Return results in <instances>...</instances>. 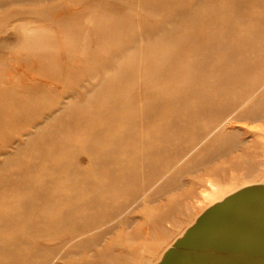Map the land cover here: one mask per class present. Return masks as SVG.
I'll return each instance as SVG.
<instances>
[{
  "label": "rangeland",
  "instance_id": "1",
  "mask_svg": "<svg viewBox=\"0 0 264 264\" xmlns=\"http://www.w3.org/2000/svg\"><path fill=\"white\" fill-rule=\"evenodd\" d=\"M0 2V18L15 9L28 10L17 16H6L4 23L0 24V43L5 46L0 47V171L8 168V163L12 167V162L16 161L14 167L5 173L13 175L16 171L17 178L33 179L28 175L27 164L35 158L18 156L27 151L28 134L48 131L52 125L54 128L56 122L75 116V107L80 98L86 99L87 94H92L89 92L92 87L99 83L98 90L105 86L107 88L105 94L112 110L110 115H103L102 119L99 115L93 117L92 120L97 124L93 128L94 135L88 136L90 139L103 132L112 136L120 135L122 123H111V116L113 114L112 118L116 117L119 121L124 119L125 112L119 109L122 104L141 117L146 107L168 101H183L185 96H189L186 94L187 89L196 77L207 81L236 74L239 77L237 82L228 85L227 92L220 93L214 88L215 91L211 92L214 96L210 100L217 98L221 107L231 108L236 114L248 115L253 111L249 117L243 116L238 121L228 119L220 126L224 143L231 144L233 149L216 158L212 164L218 167L216 173L207 174L191 168L194 162L206 154L204 145L215 134L208 139L196 138L187 148L188 155L175 161L147 190L134 191H139L138 198L133 192L136 200H132L133 196L127 197L125 202L123 200L124 207L128 204L127 200L131 204L123 207L121 213L113 212L111 215L115 213V217L107 216L106 219L97 217V227L91 230L71 235L69 230L64 231L59 227L49 230L38 225L43 219L41 217H45L40 214L26 212L16 216L13 219V231H5L0 235V245L9 244L12 239L15 242L19 239L20 244L18 248L1 253L0 264H156L164 251L206 206L241 187L263 181L264 52L261 57L252 58L250 54L247 55L250 49L247 44L242 47L247 51L245 56L226 55L231 61L226 57L224 59L220 52L224 41H220L222 29L219 30V22L226 13L225 0ZM40 8L43 9L40 11L42 15L33 12V9ZM252 9H249L248 14L256 10L254 7ZM162 19L169 20L163 23ZM126 23H130V33L124 29ZM157 27H161V31ZM172 27L177 34H169ZM90 30L94 32V38L87 45L79 43ZM104 34L111 37V46L114 48H108ZM44 36L47 38L44 39ZM49 41L55 45L54 49L49 46ZM66 41H71L69 45L73 51L69 59H66L67 53L63 52ZM136 42L137 45H134ZM122 45L132 48L130 53L136 57L123 59L118 52L112 51L119 50ZM212 46H218V49L209 60ZM93 52L95 56L90 55ZM57 54L58 57L55 56ZM55 59L66 64V72L71 77L59 81L48 78L46 64L57 65ZM100 62L103 64L101 69L96 66ZM245 64H250L252 71L236 70L237 65ZM199 69L203 72L199 73ZM108 71L106 77L104 73ZM47 107L54 108L51 111L53 114L43 121L38 120L40 123L37 127L33 126L35 124L25 127L11 124L14 119L22 123L33 113L44 111ZM173 112L175 117L190 119V115L181 116L175 108ZM80 126L72 131L81 130L83 127ZM58 136L64 138L60 133ZM158 137L164 139L162 134H158ZM178 137L193 140L196 133L187 131ZM86 141L83 138H68L62 142V146L81 150ZM77 159L82 168H88L91 164L84 153L78 155ZM1 177L6 178L5 175ZM37 187L43 188L41 185ZM165 187L167 190L173 189L163 191L161 188ZM59 190L65 191L64 188ZM153 190H156V195ZM27 194L25 191L7 193L2 197L3 212L15 214L18 210L17 199L25 198ZM158 195L161 197L158 198ZM148 198H153L151 201L154 202ZM45 206L39 203L36 207L41 210ZM159 210L170 211L169 218L160 219L157 214ZM108 211H113V208ZM93 220L94 217L88 216L83 224H92ZM27 223L29 227L32 225L31 233L22 227ZM81 242L92 244L80 247Z\"/></svg>",
  "mask_w": 264,
  "mask_h": 264
},
{
  "label": "bare ground",
  "instance_id": "2",
  "mask_svg": "<svg viewBox=\"0 0 264 264\" xmlns=\"http://www.w3.org/2000/svg\"><path fill=\"white\" fill-rule=\"evenodd\" d=\"M252 7L256 10L248 14L249 9L253 10ZM224 8L226 13L223 14L219 22V30L220 28L222 29L220 41H224L223 45L220 46V52L224 59L226 57L231 61L227 56H245L247 51L242 47L247 44L250 48L247 55L250 54V57L255 56V58L261 57V54L264 52V0H225ZM41 10L43 9H33V12L39 15ZM26 11L28 10L15 9L12 13H4L0 18V24L4 23L6 16H17ZM167 20L169 19H162L161 22L166 23ZM124 29L130 33V23H126ZM162 29H164V25H162ZM157 30L161 31V27H157ZM123 34L121 36L125 40ZM169 34H177L174 27L170 29ZM178 34L180 33L178 32ZM103 36L104 41L108 44V48H114L111 46V37H108L107 34ZM46 38L44 36V39ZM92 38H94V32L90 30L84 36L83 41H79V43L87 45ZM69 43L71 44V41H66L63 47V52L67 53L66 59L71 58L70 55L73 52ZM134 45H137V42ZM1 46H4V44L0 43ZM49 46L53 49L55 48V45H52L51 41H49ZM131 49L126 45H122L119 50L114 49L112 51L118 52L123 59H133L136 56H133L134 53H130ZM216 49H218V46L210 48V53L208 54L209 60L212 59L210 56L214 54ZM92 54L95 56L94 52L90 55ZM55 56L58 57L59 55ZM208 58L205 57L206 60ZM97 60L100 59L98 58ZM55 61H57V65L55 63L53 65L46 64L48 78L59 81L58 79L64 80L71 77L66 72V68L68 69V67L64 66L66 64L58 62L57 59ZM96 66L101 69L103 64L100 62ZM199 70V73L203 72L201 69ZM236 70L252 71V68L250 64H245L243 66L237 65ZM107 74H109V71L104 73L106 77ZM249 77L251 78V75ZM238 78L236 74L229 77L211 78L207 81L196 77L191 87L187 89L186 94H189V96H185L184 102L173 103L168 101L160 105L146 107L141 117H137L133 111L127 110L124 108V104H122L119 109L122 108L124 110V119L119 121L116 117L112 118L113 114L111 116V123H122L120 135L112 136L107 132H103L98 133L94 139H90L88 136L94 135L93 128L97 124V122L92 120L93 117L99 115V118L102 119L103 115H110V109L112 110L105 94V91H107L106 86L98 90L100 83L97 86L94 85L89 91L92 93L91 95L87 94L88 97L86 99L80 98V102L75 107L77 112L75 116H70L56 122L54 128H52V125L48 131L28 134L27 143L29 142V145L26 148L27 151L23 154L20 153L18 156L24 157L28 155L35 158L32 163L27 164L28 175L33 177V179L27 177L17 178L16 171L13 172V175L5 173V171L14 167L16 161L12 162V167L8 163V168L0 171V176H6L5 179L0 178V235L5 231L12 232L14 227L13 219L26 212L45 216L41 217L43 219L37 223L45 229L50 230V228L53 229L52 227H59L64 229V231L69 230L72 232L71 235L91 230L97 227L95 225L98 221L95 220L97 217L106 219L107 216L109 218L111 216L115 217L116 212L121 213L124 207L123 203L127 197L133 196L134 191H140V189L147 190L150 185L156 182V178H159L171 168L175 161L179 160L182 156L188 155L187 148L191 147L196 138L203 139L204 137V139H208L211 135L215 134L211 140L209 139L210 142L204 145V148H207L206 154L203 155V158L194 162L191 168H195V171H205L207 174L216 173L218 167L212 166L216 158L224 156L229 150L232 151L231 149H233L231 144L224 143L219 131L220 126H223V121H227L228 119L238 121L243 116L249 117L253 111L249 112L248 115L236 114L231 108L221 107L217 98L210 100L214 96L211 92L215 91L213 90L214 88L220 93L227 92L228 85L236 83ZM240 80L242 81L243 79ZM190 96H195V98H191ZM173 108L179 111L181 116L183 114L190 115V119L185 120L180 116L175 117ZM53 110L54 108L47 107L44 108V111L33 113L22 123L14 119L11 124L23 127L35 124L33 126L37 127L40 123L38 120H45L53 114L51 112ZM79 126L83 128L75 132L72 131V129H76ZM187 131H194L196 137L193 140L179 139L178 135ZM59 133L64 135L63 139L59 138ZM158 134L164 135V139L160 140ZM68 138H83L87 141L81 150L68 149L62 146V142ZM83 153L89 157L91 164L88 168H82L78 163L77 156ZM61 160H64V162H61ZM224 163L229 162L224 161ZM191 168L189 167L188 169L191 170ZM34 174L37 176L34 177ZM177 179H171V181H176ZM38 185L43 186V188L39 189ZM167 187L161 189L168 191ZM59 188H64L65 191L59 190ZM11 191H25L28 193L25 198L17 199L16 205L18 206V210L15 214L13 212L4 213L1 208L4 205L2 197ZM139 191L134 192V194L138 195ZM155 191L153 190V194L156 195L157 192ZM153 194L151 193V195ZM148 195L150 196V194ZM134 196L132 200H136ZM155 197L154 199L157 200ZM160 197L161 195L158 198ZM148 199L151 201L153 198ZM148 199L147 201H149ZM127 201L129 204V200ZM215 202L217 201L212 202L208 206ZM39 203L46 205L45 208L39 210L36 207ZM128 204L125 206L127 207ZM110 208H113V211H108ZM113 212H115L114 215H111ZM169 212L168 210H165V212L159 210L157 214L160 216V219L166 220L170 216ZM56 216L59 219L55 221ZM88 216L94 217L93 223L83 224V220ZM29 225L27 223L22 225V227L25 230H30L31 233L32 225L30 227ZM10 239L12 238L10 237ZM18 240L15 242L12 239L9 244L2 243L0 245V254L7 252L11 248H18L20 244ZM89 244H92V242H81L79 246L84 247L89 246Z\"/></svg>",
  "mask_w": 264,
  "mask_h": 264
},
{
  "label": "water",
  "instance_id": "3",
  "mask_svg": "<svg viewBox=\"0 0 264 264\" xmlns=\"http://www.w3.org/2000/svg\"><path fill=\"white\" fill-rule=\"evenodd\" d=\"M156 264H264V179L204 209Z\"/></svg>",
  "mask_w": 264,
  "mask_h": 264
}]
</instances>
